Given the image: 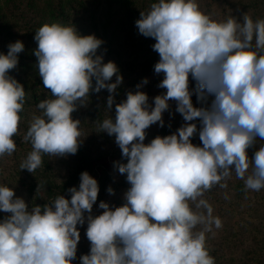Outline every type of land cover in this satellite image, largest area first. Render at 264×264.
<instances>
[{"label":"clouds","instance_id":"obj_1","mask_svg":"<svg viewBox=\"0 0 264 264\" xmlns=\"http://www.w3.org/2000/svg\"><path fill=\"white\" fill-rule=\"evenodd\" d=\"M135 26L155 40L159 56L154 72L162 74L158 87L166 92L152 103L140 90L147 78L115 103L123 77L114 62L104 63L97 54L103 41L94 34L81 35L59 22L35 31L36 68L51 98L38 103L40 115L28 123L23 141L31 151L20 169L34 173L44 155H75L81 121L72 113L87 105L91 92L106 89L107 109L115 104V115L97 121L98 132L114 137L126 160L114 168L126 174L130 187L123 205L101 201L102 213L93 216L99 185L87 171L78 188L67 190L70 199L57 195L43 206L29 207L13 188L0 185V212L8 214L0 220V264H73L78 225L85 222L90 251L80 264H215L206 233L222 224L205 193L226 188L233 174L245 191L264 189V144L257 147V140L264 141V19L244 13L239 20L217 21L197 0H155L140 11ZM23 51V42L16 41L0 53V157L16 150L26 91L9 73ZM193 94L205 106L195 107ZM169 101L184 123L146 144V130L164 126ZM197 133L202 146L191 141ZM249 149H255L251 157Z\"/></svg>","mask_w":264,"mask_h":264},{"label":"trees","instance_id":"obj_2","mask_svg":"<svg viewBox=\"0 0 264 264\" xmlns=\"http://www.w3.org/2000/svg\"><path fill=\"white\" fill-rule=\"evenodd\" d=\"M152 2L155 0H0V53L7 54L10 43L23 42L24 51L18 54V65L9 75L26 91L19 133L14 137L16 150L12 156L0 157V185L13 188L15 195L22 197L29 207L43 206L57 195L70 199L67 190L73 186L78 188L80 174L84 171L99 185L93 216L102 213L98 207L101 201L110 206L123 205L124 193L130 187L126 174L121 175L114 168V162H126L114 137L98 132L97 121L115 115V104L111 111L107 109L109 93L106 89L99 93L91 92L87 105L72 113L73 119L81 121V144L75 155L66 158L44 155L43 165L34 173L20 169V163L31 151L30 143L23 141L28 123L33 115H40L38 103L51 98L36 68L35 31L45 23L59 22L75 26L81 35L94 34L103 41L97 54L103 55L104 63L114 62L123 77L115 103L126 99L128 91L135 92L136 85L145 78L148 83L140 90L152 103L155 96L166 92V89L158 87L162 74L154 72L159 56L152 49L155 40L139 34L135 26L140 11H146ZM197 3L202 12L217 21L226 20L229 16L239 20L244 13L253 20L264 19V0H197ZM189 79L190 89L194 88L195 83L191 82V77ZM110 82H115V76ZM191 100L195 107L205 106L197 101L195 94ZM169 105V110L163 113L164 126L157 123L146 130V144L156 136L176 132L184 123L181 114L175 111V101H169ZM193 122L199 129V121ZM191 141L202 146L198 133ZM260 144L264 141L257 140V147ZM254 151L248 150L249 157ZM226 183V188L215 186L204 197L222 224L220 228L213 226L212 231L206 233L209 254L214 257L215 264H264V189L245 191L243 181L235 174ZM109 187L114 190L112 194L107 191ZM6 215L0 212V220ZM86 228V222L83 226L78 225L81 238L73 264H80V257L90 251Z\"/></svg>","mask_w":264,"mask_h":264},{"label":"rangeland","instance_id":"obj_3","mask_svg":"<svg viewBox=\"0 0 264 264\" xmlns=\"http://www.w3.org/2000/svg\"><path fill=\"white\" fill-rule=\"evenodd\" d=\"M191 82H194L195 83V81H192V80H191Z\"/></svg>","mask_w":264,"mask_h":264}]
</instances>
